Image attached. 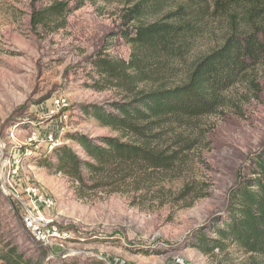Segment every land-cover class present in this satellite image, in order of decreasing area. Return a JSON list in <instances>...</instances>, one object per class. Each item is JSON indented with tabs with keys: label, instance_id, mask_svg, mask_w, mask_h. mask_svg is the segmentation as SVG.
I'll return each mask as SVG.
<instances>
[{
	"label": "rangeland",
	"instance_id": "rangeland-1",
	"mask_svg": "<svg viewBox=\"0 0 264 264\" xmlns=\"http://www.w3.org/2000/svg\"><path fill=\"white\" fill-rule=\"evenodd\" d=\"M54 1H0L1 242L34 255L39 245L24 228L22 215L23 205H29L25 190L36 187L54 200L52 208L36 211L59 235L46 247L50 254L71 255L79 264L88 258L103 264L253 263L235 246L204 254L186 243L198 228L223 214L237 175L245 174L251 157L264 147V67L246 73L224 94V104L214 114L171 127L162 146L179 159L170 171L136 173L124 181L118 175H96L81 186L39 164L50 151L46 138L84 158L70 135L116 134L86 118L80 105L118 102L140 91L183 83L192 62L219 42V26L214 24L184 59L147 57L142 78L119 83L99 76L92 60L104 41V47H113L103 53L128 61L130 46L106 37L118 30L126 0L86 1L68 17L65 28L34 33L29 26L32 8ZM56 99L65 103L57 107ZM12 169L17 171L13 176Z\"/></svg>",
	"mask_w": 264,
	"mask_h": 264
},
{
	"label": "trees",
	"instance_id": "trees-1",
	"mask_svg": "<svg viewBox=\"0 0 264 264\" xmlns=\"http://www.w3.org/2000/svg\"><path fill=\"white\" fill-rule=\"evenodd\" d=\"M86 1L91 0H57L32 8L30 29L34 33L61 30ZM118 20V30L106 37L130 46L128 61L109 58L103 52L113 45L104 47L103 41L92 65L99 76L119 83L142 78L141 64L147 57L184 59L198 40L212 33L214 24L220 38L192 62L186 79L177 86L140 91L118 102L80 105L86 118L116 135L92 138L73 133L69 138L84 158L60 144L39 164L81 186L96 175H118L124 181L136 173L170 171L179 159L162 146L171 127L214 114L223 106L224 94L246 73L264 67V0H126ZM244 170L229 190L223 214L198 228L186 244L204 254L235 246L253 260L251 264H264V147ZM0 264L79 263L71 255L50 254L42 246L28 256L16 245L2 243L0 236ZM81 264L103 262L88 258Z\"/></svg>",
	"mask_w": 264,
	"mask_h": 264
},
{
	"label": "built area",
	"instance_id": "built-area-1",
	"mask_svg": "<svg viewBox=\"0 0 264 264\" xmlns=\"http://www.w3.org/2000/svg\"><path fill=\"white\" fill-rule=\"evenodd\" d=\"M55 105L57 107L62 106L65 101L63 99H56ZM48 144L49 150L55 147L59 142L52 139L51 136L46 138L45 141ZM16 169L10 171L11 175L16 174ZM26 199L29 205H23L22 223L26 231L32 237V240L42 247H49L54 241L58 240L59 235L54 226H45L44 219L37 214L38 208L50 209L54 206V200L47 194H44L36 187H28L25 190ZM15 198L22 201V197L18 194Z\"/></svg>",
	"mask_w": 264,
	"mask_h": 264
}]
</instances>
